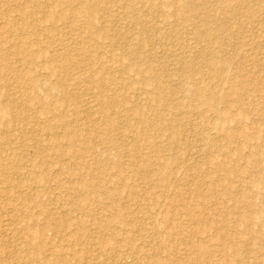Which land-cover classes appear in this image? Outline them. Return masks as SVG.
Returning <instances> with one entry per match:
<instances>
[{
  "label": "bare ground",
  "instance_id": "1",
  "mask_svg": "<svg viewBox=\"0 0 264 264\" xmlns=\"http://www.w3.org/2000/svg\"><path fill=\"white\" fill-rule=\"evenodd\" d=\"M0 1L20 15L12 20L0 12L4 19L0 21V149L8 151L0 156V185L6 186L0 187V196L17 192L18 202L34 201L43 214L40 225L33 220L36 226L30 223L33 214L21 213L24 245L14 254L15 264H32L43 243L50 247L40 240L42 244L31 249L45 230L59 233L64 242L50 248L44 264H73L62 249L67 251L80 238L92 264H119L111 256L115 247L132 253L134 264H254L242 254L238 241L232 240L233 229L226 225L233 216L232 222L243 227L239 234L255 228L250 252L258 250L256 240H264V49L255 38L242 41L244 19L252 17L246 1ZM254 1L264 5V0ZM170 17L175 24L170 25ZM239 37L242 42L236 43ZM34 66L44 69L42 77ZM9 81L13 82L8 85ZM59 95L63 104L52 100ZM192 110H207L214 119L200 117L194 125L187 119ZM10 123L16 137L9 134ZM209 130L219 132L218 136H211ZM95 138L104 149L98 145L94 149ZM219 140L212 155L207 147ZM193 154L204 168L195 167V162L185 165ZM60 157L67 164L63 161L56 169L65 178L57 175L60 178L52 180L61 188L50 199L61 206L53 213L38 201L35 188L50 178L47 167ZM173 168L178 174L172 175ZM155 190L171 203L154 225L150 206L162 200L153 196ZM220 195L245 210L234 216L226 203L220 205L223 196L219 205L215 203ZM137 198L145 203L135 204ZM121 200L131 202L132 208L122 211ZM207 201L213 209L208 210ZM173 206L181 210V215L175 214L178 217L171 215ZM73 209L79 217L72 216ZM134 209L141 217H135ZM133 223L129 231L121 228ZM161 230L173 244L163 235L156 242ZM226 234L232 239L222 244ZM105 237L116 246L106 244ZM25 244L32 246L28 249ZM214 247L218 259L211 262ZM162 249L164 256L159 255Z\"/></svg>",
  "mask_w": 264,
  "mask_h": 264
},
{
  "label": "rangeland",
  "instance_id": "2",
  "mask_svg": "<svg viewBox=\"0 0 264 264\" xmlns=\"http://www.w3.org/2000/svg\"><path fill=\"white\" fill-rule=\"evenodd\" d=\"M246 2H245V4L246 5H248V7L251 9V11H252V17H250V18H246V19H244V32H246V35L245 34H243L244 35V37H243V35H242V37L244 38H242V37H239L238 39L239 40H234L236 43L237 42H239V41H241V38H242V41L244 40H246V41H248L249 39H256V41H258L259 43H260V45L262 46H260L261 48H263L264 49V5H262V3L261 4H255V1L254 0H245ZM212 3H213V1H212ZM211 3V4H212ZM0 4H1V6H0V9L3 7V9L2 10H0V12L1 11H3V12H1V13H3V16L4 17H6V18H9L10 16V18H12V20L13 19H15V20H17L18 18H20V15L17 13V11H15V9L14 8H12V9H9L10 8V6H7V7H5V5H3L2 3H1V1H0ZM5 8H8L7 10L5 9ZM28 10L26 7L25 8H23V10ZM5 10V11H4ZM10 10H12V11H10ZM25 12H27V11H25ZM15 14H17L16 16H15ZM19 15V16H18ZM2 16V17H3ZM14 16V17H13ZM3 17V18H4ZM200 16H198V18H199ZM172 18L170 17V20H171ZM0 21H1V23L4 21V19L3 20H1V18H0ZM173 22H175V21H173V19L170 21V25L172 24ZM1 23H0V25H1ZM176 23V22H175ZM175 23H173V24H175ZM189 24V23H188ZM258 35V36H257ZM241 41V42H242ZM243 41V42H244ZM243 47H245L247 50L248 49H250V48H248V47H250V46H248V47H246V46H243ZM33 49H35V47H33ZM246 49H244V50H246ZM103 50H100L99 52H102ZM263 51V50H262ZM261 52V51H260ZM103 57H104V59H105V54H103L102 55ZM263 56V55H262ZM261 56V59L262 58H264V57H262ZM263 61H264V59H262ZM33 69H35L36 71L38 70H40V73L39 74H41V77L44 75V72H42L44 69H42L41 70V67H33ZM42 72V73H41ZM37 73V72H36ZM13 82V81H12ZM11 81H9L8 82V85L9 84H11L12 83ZM0 83H2L1 81H0ZM1 85V84H0ZM1 87H2V85H1ZM12 87V86H11ZM7 90V91H6ZM5 92H8V93H12V90H10V88L9 87H5V90H4ZM80 93V92H79ZM80 94H82V99H84V100H86L87 99V97H88V95H87V93H85L84 91H82ZM84 94V95H83ZM68 95L70 96L71 95V93H68ZM11 96V95H10ZM17 97L18 95H12L11 97ZM72 96V95H71ZM70 96V97H71ZM79 96H81V95H79ZM58 97H60V98H58ZM63 96H61V95H59V96H57V97H52V100L53 101H60L61 102V104H63V102H62V98ZM72 98V97H71ZM39 107H36L35 108V110L33 109L32 110V112L33 111H36L37 109H38ZM167 109V108H166ZM199 109H200V107L198 108L197 107V110L199 111ZM168 110V109H167ZM196 110V111H197ZM202 110V109H201ZM193 112L195 111V110H192ZM190 112L189 114L190 115H188L187 116V119L188 120H190V123H191V121H192V124H197L198 123V121H199V119H201L200 117H203L204 119H209V120H212V119H214V115L211 113V112H209V111H207V110H205V111H201L200 113H202V115L201 116H199L200 115V113L199 112H197V113H195V114H193V112ZM199 113V114H198ZM190 116V117H189ZM3 118H5L6 120H7V117H3ZM190 118V119H189ZM251 118L253 119V116H251ZM4 119V120H5ZM196 120H197V122H196ZM19 125L20 123H16V125ZM194 124V125H195ZM10 125V127L13 125V124H9ZM8 128V130L10 131L9 132V134H11V135H14V137H16L15 135V133L16 132H14V127L15 126H12L11 128ZM7 130V131H8ZM11 130L13 131V132H11ZM212 132V133H211ZM213 132H214V134H213ZM114 133H116V132H114ZM216 131H212V130H209V134L211 135V136H218V133H216ZM60 134V133H59ZM191 136H192V134H190ZM190 135H188V141L190 140H192V138H191V136ZM59 136H61V134L59 135ZM15 139V138H14ZM17 139H19V138H17ZM61 139L63 140V137H59V140L61 141ZM217 140H218V138H217ZM17 141V140H16ZM220 141V140H219ZM93 142H94V149H96V148H98L99 150L101 149L102 150V148H103V145L101 146V143L100 142H98V140L95 138L94 140H93ZM218 143V144H217ZM221 143V141L220 142H215V144H217V145H215V147H214V145H210L211 147H207V149H208V151H210L209 153H211L212 155L214 154L215 155V152H216V150L217 149H215V148H218V146H219V144ZM255 143V142H254ZM17 144V143H16ZM255 144H257V143H255ZM98 145V146H97ZM97 146V147H96ZM217 146V147H216ZM232 146H235V143H232ZM96 147V148H95ZM102 147V148H101ZM104 149V148H103ZM5 153H8V151L6 152V149L5 150H3ZM3 151L0 149V156H4V155H6L5 153H3ZM107 151H108V153L110 152V153H113V151H109L108 149H107ZM1 152L3 153V154H1ZM189 153V152H188ZM187 154V153H186ZM191 156H193V159H192V157L190 158V157H188V160H187V163H185V165H190L191 164V166L192 165H194L195 163L196 164H198V165H196L195 164V167H202L203 166V168H204V164L202 163L203 161H201L200 160V157H198L197 155H196V157H195V154H193V155H191ZM125 158V157H124ZM191 160H193V161H190V159ZM89 159V158H88ZM122 159H123V157H122ZM203 160V159H202ZM51 161H54V162H57V163H54V162H51ZM50 162L52 163V164H50V166H52V167H47V169L48 170H46V172L47 173H49V176H50V178L48 177L47 179H46V181L42 184V185H39V186H37L36 188H35V190L36 191H39V194H40V199H38V201L39 202H41L42 204H44V202H45V204H44V206H47L46 208H47V210H49V211H51V212H55V211H57L58 209H61V206H60V204H57V203H52V201L50 200L51 199V197H52V195H54L53 194V192L55 193V194H57L60 190H61V188L58 186V187H55L54 186V178L56 179H59L60 177L59 176H61V178L60 179H64L65 178V173L63 172V171H60V172H57L56 173V171L60 168V166L58 165V164H61V162H63V163H66V161H65V158H62V157H60V159H58V158H56L55 160H51ZM125 161H127L126 159H124V162H123V160H122V163H124V171H126L125 170V167H127V165H125ZM200 161V162H199ZM60 162V163H59ZM194 163V164H192V163ZM190 163V164H189ZM203 164V165H201L200 166V164ZM54 164V165H53ZM57 164V165H56ZM67 164V163H66ZM126 164H127V162H126ZM174 167V166H173ZM261 167H264V166H262L261 165ZM128 168V167H127ZM53 171H52V170ZM57 169V170H56ZM129 169V168H128ZM37 170V169H36ZM175 170L177 171L178 169H176V168H173V171H172V175H175V173L176 174H178V172H175ZM193 170V169H192ZM48 171H52V172H48ZM107 172H109L108 170L106 171L105 170V172L104 173H107ZM127 173H128V170L126 171ZM11 174V173H10ZM51 174V175H50ZM55 176H54V175ZM200 175V173L199 172H197V175ZM12 175V174H11ZM37 175H40V174H37ZM57 175H59V176H57ZM64 175V176H63ZM95 175L97 176V174L95 173ZM198 175V176H199ZM51 177H53V178H51ZM59 177V178H58ZM127 176H125V178H126ZM201 177H199L198 179H200ZM203 179V178H202ZM52 180H54V181H52ZM205 181L207 180V178L206 179H204ZM48 181V182H47ZM140 181V180H139ZM235 181V180H234ZM74 182V181H73ZM49 184V186H48V184ZM45 184V185H44ZM53 184V185H52ZM51 185V186H50ZM235 188L236 187H238L237 186V184L235 183ZM44 186V187H43ZM0 187H2V188H5L6 186L5 185H0ZM168 187H170V185H168ZM38 188H39V190H38ZM45 188L47 189V190H45ZM9 189V188H8ZM41 189V190H40ZM56 189H58V191L56 190ZM43 190V191H42ZM45 190V191H44ZM170 190V189H169ZM255 190V189H254ZM50 191V192H49ZM236 191H238V189H236V190H234V192H233V194H236ZM9 192V193H8ZM10 192H12V191H6L3 195H5V196H3L2 195V199H4L3 201H4V203L2 202V200H1V198H0V201L2 202V203H0V208H2V209H0V264H15V262H16V259H15V257H16V255H14L15 253L17 254V253H19L21 250H22V246L24 245V237H23V235L25 236V234H24V231H22L23 229V225L24 224H22L23 222L22 221H19V220H21L20 218H22V214L23 213H25V214H28V215H30V216H32V214H33V216H32V218H30V220L32 219V221L30 222L31 224H34V221L35 222H37L38 221V224L40 225L41 224V222H42V220H43V214L41 213V210H39L40 212H38V207L35 205V203H34V201L32 202V203H29V204H22V203H20V202H18V195L19 194H17V192H12V193H10ZM57 192V193H56ZM43 193H45V194H43ZM52 193V194H51ZM154 193L155 194H153V196H155L157 199H162L161 201H159L158 200V202H157V204L156 205H158V206H156L155 207V204H153L154 206H150V210H151V212L153 213V212H155V213H153V214H150L149 216H150V218L151 219H153V223H154V225L157 223H159V219H160V216L158 215V214H162V213H164V212H166V210L169 208V206H170V201H168V202H170L169 204H168V202L166 201L165 202V200H163L164 198L162 197L161 198V196L159 195V194H163V192L162 191H154ZM159 193V194H158ZM42 194V195H41ZM47 195V196H46ZM6 196H7V198H6ZM45 196V197H44ZM160 198H159V197ZM223 195H220L219 196V198H218V203L215 201V203L217 204V205H219L220 203V205H222L223 206V204H224V206H225V203H226V205L227 206H229V207H231L232 208V211L235 213V215L234 216H236V215H238V213H239V211H244L245 210V208L244 207H240V205H237V204H235V206H234V202L233 201H231L230 199H228L227 198V196H223L224 198H222L224 201H221L220 202V197H222ZM4 197V198H3ZM41 197H42V199H41ZM50 197V198H49ZM8 198H9V202H10V204H9V202L7 201L8 200ZM44 198V199H43ZM47 198V199H46ZM6 199V200H5ZM11 199H12V201H14V202H12L11 201ZM46 199V200H45ZM142 199V198H141ZM141 199L140 198H137V200L135 199L134 200V203L135 204H139L140 202V204H144L145 203V201H141ZM16 200H17V203H16ZM167 200H169V199H167ZM6 201L8 202V204L6 203ZM51 201V202H50ZM117 201H120V200H117L116 199V202ZM137 201H139V202H137ZM191 201V200H190ZM227 201H228V204H227ZM230 201H231V204L232 205H230ZM148 201H146V203H147ZM160 202H163V204L164 205H162ZM220 202V203H219ZM233 202V203H232ZM6 203V204H5ZM156 203V202H155ZM210 203L211 202H209V201H207V203H206V205L208 206V210H211V209H213V206L211 205L210 206ZM12 204H15L14 205V207H13V205ZM18 204V205H17ZM51 204V205H50ZM55 204V205H54ZM118 204H120L119 206H121V207H119V208H121L122 209V211L124 210L125 211V209L127 210V209H129V208H132V206L130 205L131 204V202H129V201H125V203H124V200H121V202L119 203L118 202ZM126 204H127V207H126ZM3 205V206H2ZM6 207H5V206ZM19 205H21V206H19ZM53 205V206H52ZM58 205V206H57ZM22 206H26L25 208L26 209H24V207L22 208ZM28 206V207H27ZM59 206H60V208H59ZM66 206V205H65ZM9 207V208H8ZM15 207H17V209L15 208ZM18 207L19 208H21L22 210H24L23 212H22V210L21 209H19V211L20 212H17V210H18ZM51 207V208H50ZM55 207L57 210H55V208L53 209V208ZM67 207V206H66ZM123 207H125V208H123ZM158 207V208H157ZM161 207H163V209L161 208ZM211 207V209H209ZM15 208V209H14ZM134 208H135V205H134ZM157 208V209H156ZM6 210V212L4 211V210ZM12 209H14V210H12V211H14V213L13 212H11V210ZM27 209L29 210V213H28V211H27ZM31 209H33V210H31ZM158 209H161V211L160 210H158ZM176 209V210H175ZM8 210H10V211H8ZM26 210V211H25ZM135 210V209H134ZM153 210H155V211H153ZM158 210V211H157ZM175 210V211H174ZM178 210H180V209H178ZM177 210V206L175 207V206H173V214H171V215H173V216H175V217H178L179 215H181L180 214V212H181V210L180 211H178ZM16 211V212H15ZM31 211V212H30ZM35 211H37L36 212V214H35ZM72 212V216L73 217H79L78 216V214L80 213L79 211H76V210H71ZM178 211V212H177ZM12 214H11V213ZM73 212H74V214H73ZM76 212H79V213H76ZM135 213H137L138 211L137 210H135L134 211ZM162 212V213H161ZM8 213H10V214H8ZM20 214V215H17V214ZM22 213V214H21ZM178 213V216L177 215H175V214H177ZM4 216H3V215ZM13 214H15L16 216H15V219L17 218V220H15L13 217H14V215ZM37 214H39L40 216H38L37 217ZM139 213H137V214H135L136 216L135 217H141V214H139ZM156 214L158 215V216H156ZM6 215V216H5ZM10 215H11V218L12 219H10ZM153 215V216H152ZM152 216V217H151ZM20 217V218H19ZM155 218V220H154V218ZM19 218V219H18ZM33 218H35V219H33ZM37 218V219H36ZM6 219V220H5ZM234 220V217L232 216V218H230V219H228V220H231V222L229 221L227 224H226V222H225V224L228 226V224L230 225L229 226V231H231L232 229V231L230 232L231 234H233L232 235V238L230 237V236H228L227 234V236L226 235H224L223 237H222V239H221V241L223 240V239H225V240H223L221 243L222 244H226V243H228L231 239L233 240V241H238L237 242V244H238V246L240 247V249H241V252H242V254L247 258V259H249L250 261H251V259H252V261L254 260V264H262L263 262H264V249H262V248H260L259 246H264V240L263 241H261V240H256L255 241V244H256V246L258 247V250H255L254 252H250L251 251V247L253 246L252 244H253V242H252V240H253V238L255 237L254 235H255V233H254V229H252V231H250V232H247V234H246V232L245 233H243V234H239L240 232L239 231H241L242 230V228L243 227H241V226H239V225H237V224H235L234 222H232L233 220ZM7 220H9V221H7ZM14 220V221H13ZM34 220V221H33ZM254 221H257L258 220V217H254V219H253ZM6 223H5V222ZM12 221V222H11ZM3 222V223H2ZM12 224H11V223ZM17 222V223H16ZM156 222V223H155ZM11 225H10V224ZM16 223V224H15ZM136 223V222H135ZM133 223V224H131V225H126V227L124 226V227H122L121 226V228H123V230H125V231H129L130 229H132V228H130V227H135V225L137 226L138 224L136 223ZM1 224H3V225H1ZM14 224V225H13ZM19 224V225H18ZM38 224L37 223H35L34 225H36V226H38ZM89 224H91V222H89V223H87V226L89 227V226H91V225H89ZM135 224V225H134ZM11 227V228H9V227ZM16 227V230H15V228L14 227ZM19 226V227H18ZM160 226L161 227H163V223H160ZM160 226H158L159 228H161ZM235 226V227H234ZM4 227V228H3ZM7 227V228H6ZM128 227H129V230H127L128 229ZM165 227V229H167V227L166 226H164ZM164 227H163V230H164ZM18 228V229H17ZM90 229L92 228V226L91 227H89ZM158 228V229H159ZM9 229H11V232H9L10 230ZM22 229V230H21ZM162 229V228H161ZM239 229V230H238ZM3 230V231H2ZM5 230H6V232H5ZM15 230V231H14ZM21 230L22 232H19V231ZM160 230V229H159ZM14 231V233H15V235H14V233H12ZM19 232V233H17L18 235H21V236H18V235H16V232ZM45 231H47L46 233H45ZM44 231V233L42 234V238H38L39 239V244H37L38 242H36V241H38V239L35 241V243L33 244V246L32 245H29V246H27L26 244H25V246L28 248V247H31V249L33 248V250H35L37 247H38V245H40V243L42 244V242L43 241H48V243H49V245H50V247L48 246V244H47V242H46V244L45 243H43L44 245H43V247H42V245H41V247H40V249L41 250H43V251H40L39 253H41L42 254V256H41V254L40 255H34V259H36L35 260V262L34 263H32V264H35L37 261H39V262H37L36 264H41V262H43L42 264H44V263H48V253H50V248H52L53 249V247L55 248V246L56 245H59V244H61L62 243V241H63V239H62V235H60L59 233H54L53 231H49V230H45ZM91 231H92V229H91ZM162 231V230H161ZM164 231H167V230H164ZM164 231H162L161 232V234H160V236L158 237V238H156V242H157V240H160L161 239V235H163V237H165L166 239H168V243L169 244H173V239L172 238H170V237H167V235L168 234H165L164 233ZM236 232V233H235ZM253 232V233H252ZM8 235H7V234ZM9 233H11V234H9ZM23 233V234H22ZM52 233V234H51ZM121 233H123V232H121ZM128 233V232H127ZM164 233V234H163ZM210 234H211V232H209ZM209 233H206V234H209ZM214 233V231H212V234ZM128 234H130V233H128ZM239 234V235H238ZM246 234V235H245ZM253 236H252V235ZM4 237H3V236ZM5 235L7 236V237H5ZM44 235V236H43ZM46 235V236H45ZM55 235V236H54ZM93 236H94V233L92 234ZM164 235H166V236H164ZM245 235V236H244ZM249 235V236H248ZM15 236V237H14ZM54 236V237H53ZM58 236V237H57ZM59 236L61 237L60 239H59ZM132 236L133 237H135L134 236V234H132ZM3 237V238H2ZM14 237V238H13ZM18 237V238H17ZM43 237H46V239L45 238H43ZM52 237H53V239H52ZM239 237V238H238ZM249 237V238H248ZM253 237V238H252ZM1 238L4 240V241H2L1 240ZM13 238V239H12ZM20 238V239H19ZM55 238H58V240H56ZM107 238H109V237H105L104 238V240H106ZM231 238V239H230ZM246 238V239H245ZM12 239V240H11ZM15 239V240H14ZM50 239H51V241H50ZM81 240L80 241H82L83 239L82 238H80ZM112 238L110 237L109 239H108V241L109 242H107V240L105 241L106 242V244H108L111 248L112 247H115L116 245H115V242L114 241H112L111 240ZM227 239V240H226ZM245 239V241H243ZM249 240V241H246V240ZM42 242H41V241ZM54 240V241H53ZM60 240V241H59ZM172 240V241H171ZM242 240V241H241ZM16 241H17V244H14V243H16ZM59 241V242H58ZM79 241V242H80ZM58 242V243H57ZM64 242V241H63ZM79 242H77L78 243V245H77V243H74V244H72V245H69V247H68V249H69V251H68V249H67V251H66V249L64 250V249H62V251L63 252H65L66 254H68V255H71V257L70 256H68V259L70 260L69 262H71V263H73L74 264V262L73 261H75V264L76 263H78V264H81L80 262H82V264H92L93 262H90V261H93V260H91L90 259V257H91V255H87V254H89V253H86V246H82V245H84V244H82L81 242L79 243ZM138 242V241H137ZM232 242V241H231ZM241 242V243H240ZM244 242V243H243ZM11 245H10V244ZM20 243H21V245H20ZM23 243V244H22ZM55 243V244H54ZM113 244V246H111V244ZM54 244V245H53ZM18 245V247H16ZM34 245H36V246H34ZM78 248L77 250H76V247ZM115 245V246H114ZM155 245V244H154ZM156 245H158L157 243H156ZM21 246V247H20ZM80 246H82V247H80ZM13 247V248H12ZM71 247H73V249L71 248ZM83 250H82V249ZM11 249L13 250V251H11ZM29 249V248H28ZM70 249H72V251H70ZM74 249H75V251H74ZM79 249H80V251H79ZM85 249V250H84ZM114 249V251L112 252L111 251V256H114L113 257V259H115V261L117 262L118 261V263L119 264H134V262L132 263L131 261H134V260H130L132 257H131V255H132V253H128L127 254V250H124L123 248H117V247H115V248H112V250ZM212 249V248H211ZM117 250H119V251H117ZM216 251V247H214V249H212L211 251ZM262 250V251H261ZM9 251V252H8ZM45 251V252H44ZM47 251H49V252H47ZM74 251V252H73ZM85 251V252H84ZM125 251V252H124ZM164 251H166V249H162V251H160L159 252V255H161V256H164ZM14 252V253H13ZM69 252H70V254H69ZM76 252H79V254L78 255H76V254H74V253H76ZM250 252V253H249ZM72 253V254H71ZM82 253V254H81ZM85 253V256L83 255ZM112 253H113V255H112ZM122 253V254H121ZM218 253H219V250H218ZM8 256H7V255ZM44 254H46V255H44ZM80 254H81V256H80ZM127 254V255H126ZM241 254V255H242ZM262 254V255H261ZM10 255H12V256H10ZM14 255V256H13ZM73 255L75 256H77V258H75V257H73ZM119 255L121 256V257H119ZM217 256V257H216ZM243 256V257H244ZM9 257V258H8ZM37 257V258H36ZM44 259H43V258ZM45 257H46V259H45ZM70 257V258H69ZM80 257H81V260L80 261H78L79 259H80ZM87 257H88V259H87ZM128 257V258H127ZM252 257V258H251ZM12 258V259H11ZM120 258H121V260H120ZM123 258V259H122ZM125 258H126V260H125ZM213 258V259H212ZM218 259V255H217V251L215 252V254L214 255H212L211 257H209V259H212V261L211 262H213L214 260H216V259ZM38 259V260H37ZM83 259V260H82ZM87 259V260H86ZM90 259V260H89ZM117 259V260H116ZM132 259H134V257L132 258ZM15 262H14V261ZM43 260V261H42ZM45 260H46V262H45ZM85 260V261H84ZM120 260V261H119ZM260 260L262 261V262H260ZM122 261V262H121ZM210 261V260H209ZM85 262V263H84ZM87 262V263H86ZM125 262V263H124ZM236 262V261H235ZM236 264H246V262L244 263V262H240L239 261V263H237L236 262Z\"/></svg>",
  "mask_w": 264,
  "mask_h": 264
}]
</instances>
